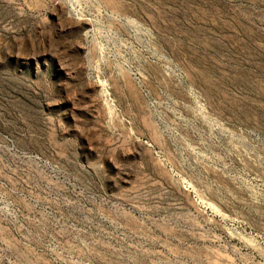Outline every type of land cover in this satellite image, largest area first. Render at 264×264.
Listing matches in <instances>:
<instances>
[{
    "label": "rangeland",
    "instance_id": "obj_1",
    "mask_svg": "<svg viewBox=\"0 0 264 264\" xmlns=\"http://www.w3.org/2000/svg\"><path fill=\"white\" fill-rule=\"evenodd\" d=\"M0 264H264V0H0Z\"/></svg>",
    "mask_w": 264,
    "mask_h": 264
}]
</instances>
